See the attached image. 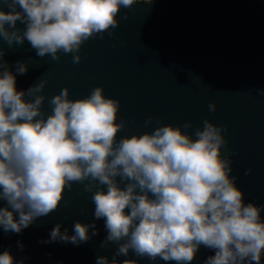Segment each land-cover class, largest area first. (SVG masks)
<instances>
[{
  "label": "clouds",
  "instance_id": "1",
  "mask_svg": "<svg viewBox=\"0 0 264 264\" xmlns=\"http://www.w3.org/2000/svg\"><path fill=\"white\" fill-rule=\"evenodd\" d=\"M3 3L8 11L0 7V38L9 47L27 40L38 57L48 55L58 61L60 53L73 54L75 64L81 61L82 45L118 27L121 7L135 4L134 0ZM18 21L26 25L22 33ZM3 55L0 49V200L7 202L0 208V226L4 232L20 233L37 218L55 212L73 183L84 184L89 192L98 183L107 188L99 187L91 196L95 220H105L107 236L101 247L109 242L118 245L111 264H121L116 257H126L130 250L151 261L191 264L201 245L215 250L204 264H261L264 206L245 202L236 177L230 175L232 162L221 154L226 144L223 126L205 119L193 138L181 127L166 124L117 140L125 126L117 122L120 104L106 97L103 87L75 100L64 87L49 101L52 112L45 117V96L40 93L47 81L17 90L16 75ZM27 70L26 63L17 62L18 74ZM208 107L216 110L214 103ZM152 122L150 117L145 126ZM117 177L127 182L124 188ZM89 228L92 236L98 234L94 221H77L69 237L57 224L45 243L87 242ZM0 264H14L9 251L0 254ZM96 264H109L108 258L99 256ZM122 264L137 261L125 259Z\"/></svg>",
  "mask_w": 264,
  "mask_h": 264
},
{
  "label": "water",
  "instance_id": "2",
  "mask_svg": "<svg viewBox=\"0 0 264 264\" xmlns=\"http://www.w3.org/2000/svg\"><path fill=\"white\" fill-rule=\"evenodd\" d=\"M0 7L8 11L3 0ZM117 19L118 27L82 45L78 64L72 62L73 54L60 53L58 61L48 55L40 58L27 40L9 47L0 38L3 60L16 75L17 90L26 91L46 80L40 93L45 96L46 117L52 112L49 101L64 87L73 100L103 87L105 96L120 104L117 122L125 126L117 140L166 124L181 127L193 138L205 119L223 126L226 144L221 154L232 162L230 175L236 177L245 202L264 206V0H157L121 7ZM16 27L21 33L26 29L19 21ZM17 62L27 64L26 74L16 72ZM211 103L216 105L214 112L209 111ZM150 117L153 122L146 127ZM186 123L191 127L183 128ZM116 179L124 188L127 182ZM99 187L107 191L98 183L91 192L84 190V184L73 183L55 212L37 218L20 233H6L0 226V254L9 251L14 264L21 260L24 264H96L99 256L111 264L118 245L109 242L101 247L107 236L105 220H95L91 200ZM5 206L7 202L0 200V208ZM14 216L19 219L18 213ZM77 221H94L98 234L92 236L89 228L91 238L78 245L61 240L45 243L57 224L62 233L66 229L69 237L74 235ZM211 255L201 245L191 264H204ZM125 259L137 264H176L139 258L131 250L126 257H116L121 264Z\"/></svg>",
  "mask_w": 264,
  "mask_h": 264
},
{
  "label": "built area",
  "instance_id": "3",
  "mask_svg": "<svg viewBox=\"0 0 264 264\" xmlns=\"http://www.w3.org/2000/svg\"><path fill=\"white\" fill-rule=\"evenodd\" d=\"M157 0H134L135 3H151Z\"/></svg>",
  "mask_w": 264,
  "mask_h": 264
},
{
  "label": "trees",
  "instance_id": "4",
  "mask_svg": "<svg viewBox=\"0 0 264 264\" xmlns=\"http://www.w3.org/2000/svg\"><path fill=\"white\" fill-rule=\"evenodd\" d=\"M210 250L212 251L213 254H215V250H212V249H210ZM261 264H264V255H262V261H261Z\"/></svg>",
  "mask_w": 264,
  "mask_h": 264
}]
</instances>
